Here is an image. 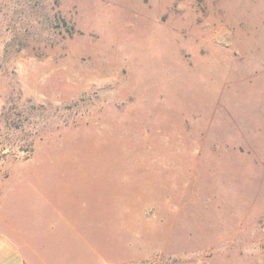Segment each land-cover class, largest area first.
I'll return each mask as SVG.
<instances>
[{
	"label": "rangeland",
	"instance_id": "obj_1",
	"mask_svg": "<svg viewBox=\"0 0 264 264\" xmlns=\"http://www.w3.org/2000/svg\"><path fill=\"white\" fill-rule=\"evenodd\" d=\"M47 165L144 264H264V0H0L1 175Z\"/></svg>",
	"mask_w": 264,
	"mask_h": 264
},
{
	"label": "crops",
	"instance_id": "obj_2",
	"mask_svg": "<svg viewBox=\"0 0 264 264\" xmlns=\"http://www.w3.org/2000/svg\"><path fill=\"white\" fill-rule=\"evenodd\" d=\"M1 172L0 264H144L149 259L150 235L134 227L133 213H112V201L110 211L103 210L90 189L68 186L80 173L112 169L47 165L28 174ZM114 222L116 229L108 228Z\"/></svg>",
	"mask_w": 264,
	"mask_h": 264
}]
</instances>
